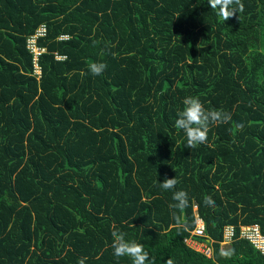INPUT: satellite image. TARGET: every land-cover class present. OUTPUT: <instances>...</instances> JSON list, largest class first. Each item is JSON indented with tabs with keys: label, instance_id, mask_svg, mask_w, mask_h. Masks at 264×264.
Here are the masks:
<instances>
[{
	"label": "trees",
	"instance_id": "trees-1",
	"mask_svg": "<svg viewBox=\"0 0 264 264\" xmlns=\"http://www.w3.org/2000/svg\"><path fill=\"white\" fill-rule=\"evenodd\" d=\"M242 2L224 21L208 0H0V264H131L114 229L157 264H264L239 235L264 233V0ZM43 23L36 75L27 39ZM190 95L232 116L192 149L174 126ZM196 214L211 256L185 241Z\"/></svg>",
	"mask_w": 264,
	"mask_h": 264
},
{
	"label": "clouds",
	"instance_id": "clouds-1",
	"mask_svg": "<svg viewBox=\"0 0 264 264\" xmlns=\"http://www.w3.org/2000/svg\"><path fill=\"white\" fill-rule=\"evenodd\" d=\"M212 10L216 11V15L224 21L229 20L237 12H243L244 4L242 0H208ZM106 69L103 62H92L89 64V71L94 76L101 75ZM183 108L178 111L177 119L174 126L184 132L186 137V146L195 148L199 144L207 143L210 125L219 123H228L231 121V113L222 109H205L199 97L186 96L183 101ZM237 129L243 130V123L236 125ZM178 181L173 178L165 177L160 183V187L167 191L175 188ZM172 199L174 203L169 204L172 209V218L178 228L184 227L186 224L184 210L189 205L188 193L184 190L173 192ZM205 205L214 206V200L211 196H205ZM113 255L117 258L129 257L131 264H157L156 258L151 257L144 249L141 243L135 240L126 239V234L122 231L114 229L111 233ZM233 251L221 250L220 255L224 258H231ZM83 264V261H81ZM164 264H174L171 258L167 259Z\"/></svg>",
	"mask_w": 264,
	"mask_h": 264
},
{
	"label": "built area",
	"instance_id": "built-area-1",
	"mask_svg": "<svg viewBox=\"0 0 264 264\" xmlns=\"http://www.w3.org/2000/svg\"><path fill=\"white\" fill-rule=\"evenodd\" d=\"M47 35V25L45 23L41 24L37 30L28 36L27 39V47L28 49L33 53V63H34V73L36 75H41V65L39 63V57L40 55L46 51V48L40 47L38 45V40L40 37H44ZM67 35H62L60 39H67ZM61 59H64L65 56H58ZM235 230L236 227L234 225H227L224 228V238L223 241H226V244L233 241L235 236ZM239 235L241 238H246L250 240L257 249L261 251V253L264 254V233L262 232V229L259 224H251V225H240L239 227ZM198 237H207L206 233V223L202 217H200L198 214H196V227L191 231V235L185 239V241L195 248L196 242H201L197 238ZM194 241V243L192 242ZM210 239L208 238L206 242H201L205 250L204 252L208 256H211L212 249L210 247ZM196 249V248H195ZM203 252V251H202ZM210 253V254H209Z\"/></svg>",
	"mask_w": 264,
	"mask_h": 264
},
{
	"label": "rangeland",
	"instance_id": "rangeland-1",
	"mask_svg": "<svg viewBox=\"0 0 264 264\" xmlns=\"http://www.w3.org/2000/svg\"><path fill=\"white\" fill-rule=\"evenodd\" d=\"M192 242L194 243V241H192ZM194 244H195V248H196V250H198V251H203V252H206V253H207V251L205 250L204 245H203L201 242H196V243H194ZM222 245H223L224 248H227L228 246L231 245V242L228 243V244H226V241H222ZM209 254H210V253H209ZM210 255H212V253H211Z\"/></svg>",
	"mask_w": 264,
	"mask_h": 264
}]
</instances>
